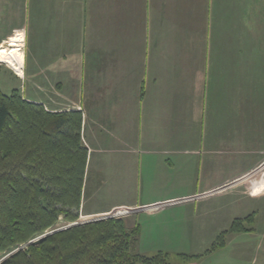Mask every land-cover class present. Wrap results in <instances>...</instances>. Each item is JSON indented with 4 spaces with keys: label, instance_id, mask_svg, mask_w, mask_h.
<instances>
[{
    "label": "crops",
    "instance_id": "1",
    "mask_svg": "<svg viewBox=\"0 0 264 264\" xmlns=\"http://www.w3.org/2000/svg\"><path fill=\"white\" fill-rule=\"evenodd\" d=\"M245 18L263 43L264 0H0V42L20 35L0 63L22 78L28 102L82 114L87 177L97 162L115 177L134 165L146 180L152 157L161 176L195 170L184 174L188 195L146 204L193 216L263 160L264 73L248 53L239 65ZM6 84L0 69V90ZM235 155L243 164L222 172ZM245 186L253 196V182Z\"/></svg>",
    "mask_w": 264,
    "mask_h": 264
},
{
    "label": "trees",
    "instance_id": "2",
    "mask_svg": "<svg viewBox=\"0 0 264 264\" xmlns=\"http://www.w3.org/2000/svg\"><path fill=\"white\" fill-rule=\"evenodd\" d=\"M81 131L80 112H48L19 91L0 90V253L45 234L61 216L78 219L89 193ZM251 231L237 219L212 250L223 248L229 233ZM139 235L140 227L107 219L54 233L3 264H168L167 253L134 255Z\"/></svg>",
    "mask_w": 264,
    "mask_h": 264
},
{
    "label": "rangeland",
    "instance_id": "3",
    "mask_svg": "<svg viewBox=\"0 0 264 264\" xmlns=\"http://www.w3.org/2000/svg\"><path fill=\"white\" fill-rule=\"evenodd\" d=\"M246 12V15H251L250 8ZM242 29H244L243 32ZM251 29V25L247 24L245 18L240 27L237 41L239 65H243L240 62L243 60L242 53L245 55L248 53V62L251 57L255 63L256 71L261 76L264 73V61L257 62L254 59L261 58L263 55L264 42L256 41L254 43V40L250 39L249 30ZM19 36L14 35V37L0 42V47L3 46L2 53L6 45L5 42H9L8 45H10V41L13 38H19ZM0 69H2V76L7 83L1 90L3 94L11 95L14 91H19L24 99L25 84L22 82V78H19L7 64L0 63ZM258 80L261 81V77H257ZM257 83L262 85V82ZM244 158V155L231 156L229 171L226 166L222 172H231L235 164H243ZM147 162L150 163V166L146 165V176L149 177L146 180L142 178L140 180V177L137 180V169L134 165L133 168L120 170L121 176L115 177L113 174L117 170H113L112 167L105 168V170L97 169V162L94 163L88 176L89 193L87 195L83 192L78 219L70 222L61 216L55 226L46 233L49 234L68 226L73 228V225L76 224L79 226L107 219H121L128 230L140 227V235L137 237L132 251L134 255L153 257L159 253H167L165 261L168 264H264V171L262 172L264 156L261 163L248 173L250 175L246 174L245 180L238 181V183L244 182L239 184L241 186L229 190L226 189L230 187H220V191L223 192L213 195L211 198L206 197L205 199H211V201L202 203L200 209L193 216L194 209L192 208L163 207L154 211L150 208L155 205L146 204L164 198L188 195L184 174L191 175L196 171L193 169L180 171V176L174 179V177L161 176L166 171L158 165L159 159L155 160V157H152ZM254 174L257 176L251 177ZM251 182H253L251 193H255L253 196L248 194L245 186ZM258 191L262 192L256 194ZM192 199H181L175 203L179 204ZM171 204L168 203L164 206ZM205 206H212V208L208 209ZM249 217L253 218L252 223H248L246 220ZM237 219L243 222L246 229L252 231L229 233L225 236V246L212 250L217 238L229 231ZM43 235H39L33 240ZM26 244L17 245L13 247L14 250L10 249L0 253V264H3L2 260L11 253L17 250L21 251ZM25 249L23 248V250Z\"/></svg>",
    "mask_w": 264,
    "mask_h": 264
},
{
    "label": "water",
    "instance_id": "4",
    "mask_svg": "<svg viewBox=\"0 0 264 264\" xmlns=\"http://www.w3.org/2000/svg\"><path fill=\"white\" fill-rule=\"evenodd\" d=\"M98 221H99V220H98ZM75 226H78V225H77V224H76V225H73V227H75ZM71 227H72V226H68V227H66V228H64V229L55 230V231H53V232H51V233H49V234L46 233V234H44L42 237H40V238H38V239H36V240H33V241L27 243L26 246L23 247V248H27L28 246H30V245H32V244H34V243H36V242H39V241L43 240L44 238H46V237H48V236H50V235H52V234H54V233H57V232H60V231H63V230L70 229ZM23 248H22V250H23ZM20 250H21V249H20ZM18 251H19V250H17V251H15V252L11 253L10 255H8L4 260H2L1 263H4L8 258H10V257H12L13 255H15Z\"/></svg>",
    "mask_w": 264,
    "mask_h": 264
},
{
    "label": "bare ground",
    "instance_id": "5",
    "mask_svg": "<svg viewBox=\"0 0 264 264\" xmlns=\"http://www.w3.org/2000/svg\"><path fill=\"white\" fill-rule=\"evenodd\" d=\"M1 51H2V49L0 50V56L2 55V52H1ZM85 221H86V220H85ZM85 221H84V222H85ZM90 221H91V220H90ZM81 222H82V221H81ZM80 224H81V223H80Z\"/></svg>",
    "mask_w": 264,
    "mask_h": 264
},
{
    "label": "built area",
    "instance_id": "6",
    "mask_svg": "<svg viewBox=\"0 0 264 264\" xmlns=\"http://www.w3.org/2000/svg\"><path fill=\"white\" fill-rule=\"evenodd\" d=\"M3 47V46H2Z\"/></svg>",
    "mask_w": 264,
    "mask_h": 264
}]
</instances>
